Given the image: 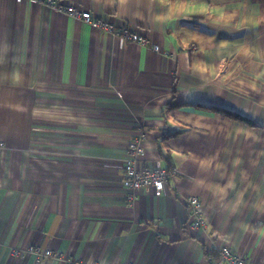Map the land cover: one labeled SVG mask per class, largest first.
<instances>
[{
	"label": "crops",
	"instance_id": "crops-1",
	"mask_svg": "<svg viewBox=\"0 0 264 264\" xmlns=\"http://www.w3.org/2000/svg\"><path fill=\"white\" fill-rule=\"evenodd\" d=\"M57 1L114 31L0 0V264H219L225 245L264 264V0ZM140 133L141 165L172 174L129 205ZM32 245L69 262L10 253Z\"/></svg>",
	"mask_w": 264,
	"mask_h": 264
},
{
	"label": "built area",
	"instance_id": "built-area-1",
	"mask_svg": "<svg viewBox=\"0 0 264 264\" xmlns=\"http://www.w3.org/2000/svg\"><path fill=\"white\" fill-rule=\"evenodd\" d=\"M20 1V0H17ZM46 7L53 8L60 13H64L74 19L81 20L85 23H90L94 27L113 32L114 27L109 24L103 18L91 17L90 12L86 10H81L74 5H65L59 3L57 0H34ZM124 37L137 42L138 44L145 45L147 43L144 37L139 36L137 33H123ZM154 50H157L156 46H152ZM145 138V135L140 133L137 136H134L128 143L125 155L122 163L123 179L122 186L126 192L125 202L126 204L131 205L137 198V193L143 188H151L156 195H160L168 181L171 177L172 172L160 167L155 166H143L140 163V160L143 156L144 149L142 146V141ZM186 203L190 209V222L189 225L193 228H203L207 226V218L199 212V199L194 196L186 198ZM24 252H27L30 256L38 260L42 259H52L59 262H69L65 254L60 251H52L50 249L40 250L36 246H27L26 248H12L10 253L14 256H21ZM218 260L219 264H253L250 261L246 260L243 256L232 251V249L225 245L218 250ZM87 264H136L133 262H107L101 263L97 260L88 262Z\"/></svg>",
	"mask_w": 264,
	"mask_h": 264
},
{
	"label": "trees",
	"instance_id": "trees-1",
	"mask_svg": "<svg viewBox=\"0 0 264 264\" xmlns=\"http://www.w3.org/2000/svg\"><path fill=\"white\" fill-rule=\"evenodd\" d=\"M170 107H171V105H167V106H165L164 109H163V111H167L168 109H170ZM214 110H216L217 112L223 114L224 116H226V117H228V118H230V119H232V120H234V121L242 122V123L247 124V125H250V126H255L254 123L248 121L247 119H245V118H243V117H241V116H238V115H236V114H234V113H231V112H229V111L221 110V109H214ZM180 132H181V131H179V132H174V133H168L167 136H171V137H173V136H176V135L180 134Z\"/></svg>",
	"mask_w": 264,
	"mask_h": 264
}]
</instances>
